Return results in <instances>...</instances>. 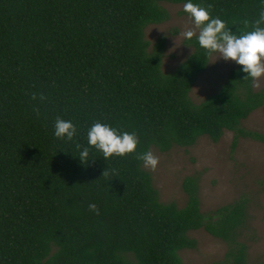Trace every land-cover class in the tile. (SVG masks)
<instances>
[{
	"label": "trees",
	"instance_id": "16d2710c",
	"mask_svg": "<svg viewBox=\"0 0 264 264\" xmlns=\"http://www.w3.org/2000/svg\"><path fill=\"white\" fill-rule=\"evenodd\" d=\"M161 1L184 2L0 0V264H184L180 251L197 247L189 233L202 228L229 246L212 264H248L247 199L205 213L189 176L186 205L162 202L137 155L217 142L227 130L233 151L240 136L264 141L242 127L264 109V88L241 66L200 103L191 91L209 57L194 38L193 52L164 71L166 39L151 45L145 32L169 18ZM195 2L238 33L264 9V0ZM58 117L77 126L72 140L54 136ZM97 120L135 131L136 150L102 157L87 145ZM78 145L94 157L87 165Z\"/></svg>",
	"mask_w": 264,
	"mask_h": 264
},
{
	"label": "rangeland",
	"instance_id": "374dc122",
	"mask_svg": "<svg viewBox=\"0 0 264 264\" xmlns=\"http://www.w3.org/2000/svg\"><path fill=\"white\" fill-rule=\"evenodd\" d=\"M161 4L168 10L169 18L162 23L148 25L145 32L151 45L165 37L163 69L170 72L193 52L194 48L185 44L184 38L178 34L179 30L192 24L191 18L183 11V3L161 1ZM237 66L235 62L224 59L209 63L192 88L193 101L200 103L218 92ZM262 88L264 76L254 86L255 90ZM242 127L264 135V109L253 111L243 120ZM235 136L234 131L227 130L217 142L202 136L192 146H175L167 152L152 146L150 151L158 157L157 166L144 168L152 174L154 186L165 203L176 202L180 207L186 205L188 193L183 183L189 176L198 178L201 209L205 213L240 198L247 199L251 219L240 239L249 248L248 264H259L264 261V141L240 136L233 151ZM189 235L198 244L196 248L180 251L184 264H212L224 259L229 249L226 241L204 228L192 230Z\"/></svg>",
	"mask_w": 264,
	"mask_h": 264
},
{
	"label": "clouds",
	"instance_id": "9594fccd",
	"mask_svg": "<svg viewBox=\"0 0 264 264\" xmlns=\"http://www.w3.org/2000/svg\"><path fill=\"white\" fill-rule=\"evenodd\" d=\"M210 7V5L205 7L195 0H184L183 11L191 18L192 26L179 30L178 34L184 38L185 44L191 46L190 42L194 38L199 47L205 50L209 57L208 63L205 64L216 62L218 59L233 61L241 66L238 70L245 73L243 79H250L253 86H257L259 79L264 76V9L260 11L258 18L252 21L251 30L238 33L228 27L220 16H213ZM77 132V126L72 120L60 117L55 120L54 136L72 140ZM137 144L135 131H121L99 120L92 123L87 130V145L98 149L106 160L113 155L122 156L134 152ZM88 146L78 145L80 150L74 155L85 165L94 158L90 155ZM137 155L145 167L157 166L158 157L152 151H144ZM89 207L96 209L94 203Z\"/></svg>",
	"mask_w": 264,
	"mask_h": 264
}]
</instances>
